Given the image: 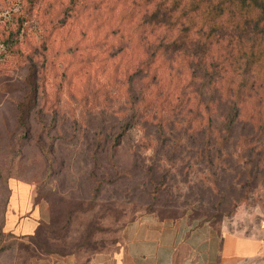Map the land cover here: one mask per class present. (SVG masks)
<instances>
[{
  "label": "rangeland",
  "instance_id": "obj_1",
  "mask_svg": "<svg viewBox=\"0 0 264 264\" xmlns=\"http://www.w3.org/2000/svg\"><path fill=\"white\" fill-rule=\"evenodd\" d=\"M153 4L0 0V264L111 253L146 215L264 228V155L234 151L250 127L218 157L223 110H205L188 58L162 52L144 79L161 32L143 24ZM21 184L43 220L34 239L3 228Z\"/></svg>",
  "mask_w": 264,
  "mask_h": 264
},
{
  "label": "trees",
  "instance_id": "obj_2",
  "mask_svg": "<svg viewBox=\"0 0 264 264\" xmlns=\"http://www.w3.org/2000/svg\"><path fill=\"white\" fill-rule=\"evenodd\" d=\"M153 3L143 24L161 32L151 35L155 52L148 62L142 63L148 64L144 79L150 74V80L156 78L161 66L155 64L162 52L170 57H187L189 68L195 72L190 82L196 83L195 92L208 103L203 105L205 110L209 104L213 110H223L220 116L223 136L218 133L216 137L221 147L216 155L220 157L226 148L234 127L246 125L250 133L239 136L234 151L237 159L257 160L264 155V0H153ZM33 96L30 93L26 102ZM24 105H17L19 123L24 119ZM38 227L30 239H34Z\"/></svg>",
  "mask_w": 264,
  "mask_h": 264
},
{
  "label": "crops",
  "instance_id": "obj_3",
  "mask_svg": "<svg viewBox=\"0 0 264 264\" xmlns=\"http://www.w3.org/2000/svg\"><path fill=\"white\" fill-rule=\"evenodd\" d=\"M10 203L5 231L32 235L43 220L40 209L28 205L26 185L14 186ZM52 264H264V228L245 233L225 221L146 215L124 227L111 253L85 261L69 256Z\"/></svg>",
  "mask_w": 264,
  "mask_h": 264
}]
</instances>
